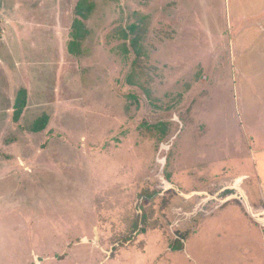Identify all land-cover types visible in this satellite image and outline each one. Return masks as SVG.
I'll return each mask as SVG.
<instances>
[{"label": "rangeland", "instance_id": "obj_1", "mask_svg": "<svg viewBox=\"0 0 264 264\" xmlns=\"http://www.w3.org/2000/svg\"><path fill=\"white\" fill-rule=\"evenodd\" d=\"M0 264H264V0H0Z\"/></svg>", "mask_w": 264, "mask_h": 264}, {"label": "trees", "instance_id": "obj_2", "mask_svg": "<svg viewBox=\"0 0 264 264\" xmlns=\"http://www.w3.org/2000/svg\"><path fill=\"white\" fill-rule=\"evenodd\" d=\"M93 9V7H89V8H78V15L79 16H82L83 17V20H86L87 19V14L86 12H91ZM80 26H83V21L82 20H76L75 21V28L76 30H78L80 28ZM79 32H75V38H79L80 37V34H78ZM76 42H72L71 43V47L72 45H75ZM27 90L26 89H21L18 93V96H17V100H16V103H15V106H14V120L16 122H18L22 115H23V111L26 107V103H27ZM48 117L47 116H43L41 119H39L33 126L32 128V132L33 133H40L42 131L45 130V128L47 127L48 125Z\"/></svg>", "mask_w": 264, "mask_h": 264}, {"label": "flooded vegetation", "instance_id": "obj_3", "mask_svg": "<svg viewBox=\"0 0 264 264\" xmlns=\"http://www.w3.org/2000/svg\"><path fill=\"white\" fill-rule=\"evenodd\" d=\"M222 195H223L222 193L219 194V197L216 198L215 201H211V205L215 207V210H218V209H220L219 208L220 206H224L225 204H227L228 203V201H227L228 199H230V198L233 199L234 198L233 195H226L225 197H223ZM240 197H241V199H240L241 201L244 199V201L246 202V198H247L246 194H242L241 193ZM217 200H219L218 203H217ZM208 204H207V206H209ZM205 218H207V217H205Z\"/></svg>", "mask_w": 264, "mask_h": 264}, {"label": "water", "instance_id": "obj_4", "mask_svg": "<svg viewBox=\"0 0 264 264\" xmlns=\"http://www.w3.org/2000/svg\"><path fill=\"white\" fill-rule=\"evenodd\" d=\"M248 206V205H247ZM248 208H249V206H248Z\"/></svg>", "mask_w": 264, "mask_h": 264}]
</instances>
